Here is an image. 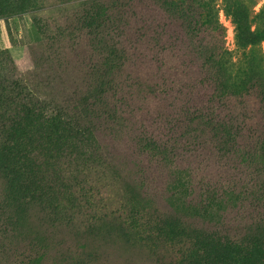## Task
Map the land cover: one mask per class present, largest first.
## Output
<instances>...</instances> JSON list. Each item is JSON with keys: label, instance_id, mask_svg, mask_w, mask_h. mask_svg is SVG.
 <instances>
[{"label": "rangeland", "instance_id": "obj_1", "mask_svg": "<svg viewBox=\"0 0 264 264\" xmlns=\"http://www.w3.org/2000/svg\"><path fill=\"white\" fill-rule=\"evenodd\" d=\"M173 1L0 0V145L24 144L36 172L53 170L18 183L0 161V264H214L195 250L211 236L215 251L233 243L249 254L244 264H264L263 89L227 98L221 110L237 129L236 146L219 158L211 131L191 122L188 98L161 100L147 70L123 51L127 24L142 12L156 23L148 36L158 44L163 35L172 56L200 70L210 60L205 72L223 53L238 63L223 0L182 8ZM235 1L257 30L248 50L263 60L264 0ZM197 4L219 28L199 29ZM175 122L203 133L206 150L184 141L170 163L141 149L145 134L167 139ZM61 123L70 146L51 157L42 138ZM213 161L220 173L208 178ZM15 162L7 150V163ZM26 183L30 194L20 191Z\"/></svg>", "mask_w": 264, "mask_h": 264}, {"label": "trees", "instance_id": "obj_2", "mask_svg": "<svg viewBox=\"0 0 264 264\" xmlns=\"http://www.w3.org/2000/svg\"><path fill=\"white\" fill-rule=\"evenodd\" d=\"M131 1L139 2L140 0ZM193 1L174 0L173 2L182 8L186 4L187 6L189 5L188 7H191L194 5ZM223 5L226 12L232 16L236 27V45L241 52L237 64L232 62L227 53H223V55L216 59V66L209 68L205 72L204 66L210 65V60L206 61L200 70L197 66L192 65L189 57L172 56L167 49L168 42L164 40L163 35L158 34V44H155L154 37L150 38L148 36L147 25H156V23L149 16L147 19H144L142 12L135 15L127 24L133 25V27L127 30L126 43L123 46V51L125 52L124 48H127L129 52L133 53L131 58L141 64L139 67L147 70L155 87L160 90L159 98L161 100L188 98L194 110V116L190 119L192 120L191 122L195 121L201 129L207 128L211 131V140H213L214 149L219 158L227 157L228 153L230 157V153L233 152V148L236 146L237 133L235 130L237 129L234 128L230 120L225 119L226 117L221 110L225 109L224 106L226 105L227 98L243 96L242 94H247L249 89L255 88L263 89L264 93V67L261 66L255 69L256 63L261 64V62H264V59L258 60L253 50H248V48H254L258 45V40H256L258 35L257 30L251 31L253 21L249 20L248 15L245 14L244 7L235 0H223ZM199 9L200 11L197 10L199 29L215 30L219 28L216 24L210 25L207 14L204 12V6H199ZM97 10H99L98 7ZM182 43V41L175 40V44L177 45H181ZM154 47H158L159 50L154 49ZM123 51L121 50L122 54H124ZM183 125L184 127H180V125L178 127L177 122L171 124V126L167 125V128L171 129V133L167 134V139H162L159 142L145 134L146 138L141 143V149L144 152L151 150L154 153L153 156L162 158L163 162L173 163L174 158L179 155L177 151L180 152L181 150L180 144L182 145L184 141L189 149L204 147V141L207 137H203V133H197L189 124L187 125L189 131L186 128L185 122ZM59 128H61L60 131H56ZM59 128H52L48 131V135L42 138L44 140L42 143L48 145L52 151L51 157L53 154L57 156L59 150L64 149L65 146H70L64 139L71 138L70 128H64L62 123ZM165 130L163 129L162 131L164 132ZM10 143L11 141L7 140L5 144L3 141L0 145V161L7 165L4 166L3 170L9 175L11 174L15 182L25 183L26 180L35 181L38 176L37 174L45 176L44 171L46 170L49 175L53 173V170L49 168L37 169L36 172L34 168L35 164L30 157L31 148L26 149L23 144V148L21 145L17 149V146L14 145V147ZM205 147L196 152L205 151ZM7 150L11 153L13 161L16 160L12 165L7 163ZM263 153L264 148L262 150ZM214 163V161L211 162V166L207 167V169H210L214 165V171L211 175H208V178H215L220 173V170L216 171ZM50 164L51 161L45 163L46 166ZM204 165L208 166L207 163H204ZM219 181H227V179L221 177ZM219 181L217 184H219ZM49 183L50 181L45 182L47 185ZM26 185L20 188L22 194H30L33 191L34 185H30V183H26ZM49 188L46 187L47 190ZM54 192L58 195V191L54 190ZM55 193L53 196H51V192L46 195V201L50 205H55V202L57 203L60 200ZM213 194H215L214 191H212ZM226 195L228 193L224 192L222 198L224 199ZM222 198H219V201ZM203 208L206 209V206ZM129 210L136 214L139 213L135 204H132ZM6 225L10 227L7 223ZM213 241V236L211 238H203L197 243L201 252L195 248L196 252L207 258L208 262H214V264H244V259L249 255L245 254L246 250L240 249L239 246L228 242H225L227 246L226 244H222L221 248L215 251L212 249L213 244L211 243Z\"/></svg>", "mask_w": 264, "mask_h": 264}]
</instances>
